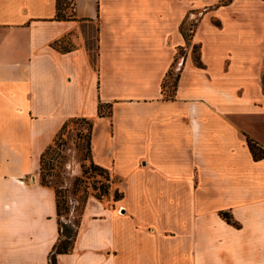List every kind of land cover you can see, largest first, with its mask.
I'll return each instance as SVG.
<instances>
[{
    "label": "crops",
    "instance_id": "crops-1",
    "mask_svg": "<svg viewBox=\"0 0 264 264\" xmlns=\"http://www.w3.org/2000/svg\"><path fill=\"white\" fill-rule=\"evenodd\" d=\"M72 1L58 20L57 0H0V264H49L57 195L37 171L72 118L93 120L92 161L129 190L89 196L57 264H264V158L247 140L264 147V0Z\"/></svg>",
    "mask_w": 264,
    "mask_h": 264
},
{
    "label": "rangeland",
    "instance_id": "rangeland-1",
    "mask_svg": "<svg viewBox=\"0 0 264 264\" xmlns=\"http://www.w3.org/2000/svg\"><path fill=\"white\" fill-rule=\"evenodd\" d=\"M71 1V0H69ZM230 0H223V2H229ZM73 5L70 2L67 9L66 14H73L74 12ZM205 12V9H198V10H192L191 13L187 16V21L183 24V29L188 35V43L190 42V37L194 33L199 21L201 20V17L203 13ZM96 26L93 25L91 27V33L89 35L88 45L91 46V48H95L96 46ZM71 40V37H70ZM66 46H71L68 44H65ZM192 51H194V55L197 57L199 55L200 46L195 44L192 46ZM187 48H181L177 52V60L175 61V64L172 68V76H175L177 73H179L178 69V60L181 59L183 56H185ZM91 57L93 59H96V52L91 51ZM172 81L173 78H168V83L166 87L167 93H171L172 91ZM175 95V94H174ZM104 112H108V108L105 107L103 109ZM88 127L86 123L83 122H72L69 124L67 131L64 133L62 139L59 141V145L55 146V150L46 154L45 160L46 161H53L56 165L54 172L49 175L47 178L50 181V187L54 189V187H59L63 189H67V194L69 197V204H71V209L69 213H65L62 215L61 219L63 221H66L68 223H74V221L78 220L79 214L81 213V196L84 193V188L86 186V190L88 194L93 195L98 190H95L94 188L99 185V180L103 179L98 175H90V173H85L83 175L82 172V165L89 166V160L85 159L87 156V131ZM80 133V135H78ZM79 171V172H78ZM37 176L41 179V169L39 167L37 171ZM77 177H81L84 182L78 184V187L75 185V179ZM121 178L114 176L112 172H110V193L112 195V192L123 191L122 187H125V190L127 188L128 192V185H121ZM105 202L112 204V200L107 198H104Z\"/></svg>",
    "mask_w": 264,
    "mask_h": 264
},
{
    "label": "trees",
    "instance_id": "trees-1",
    "mask_svg": "<svg viewBox=\"0 0 264 264\" xmlns=\"http://www.w3.org/2000/svg\"><path fill=\"white\" fill-rule=\"evenodd\" d=\"M72 3L73 5V1H69V0H57V14H56V19L58 20H72V19H76L75 17V12L73 14H66V9L69 5V3ZM74 9V7H73ZM182 33L188 43V35L185 32V30L183 28H181ZM177 60V58L175 59ZM196 61L198 63V65H202V62L200 61V57L199 55L196 57ZM173 68V67H172ZM172 68L167 72L165 79L163 81L162 84V93L165 99H173L174 98V94H175V90H176V85L179 79V74L177 73L175 76H172ZM172 77L173 81H172V91L171 93H167L166 91V87H167V83H168V78ZM263 84H264V75H263ZM107 107L108 108V113H111V105L110 104H99V114L103 115L105 114V112L103 111V109ZM83 122L87 124L88 127V132H87V156L85 157V159L89 160V166L86 167V165H82V172L83 175H85V173H90V175H98L100 176L101 180H99V185L97 187H95L96 191L95 193H93V195L95 197H97L98 199H103L105 197H108L110 194V188H111V183H110V172L108 169L103 168L97 164H95L92 161V157H91V138H92V130H93V120L92 119H87V118H72L69 119L68 121H66L63 126L61 127V129L59 130V132L57 133L54 142L49 145L47 147V149L42 153L41 155V160H40V169H41V184L46 185V186H50V181L47 178L49 175H51L54 170L56 165L54 164L53 161H46L45 160V156L46 154L52 152L55 150V146L59 145V141L62 139L64 133L67 131L68 126L70 123L72 122ZM78 135H80V133H78ZM248 140V144L250 147V150L253 154V157L255 160H259L264 158V147H262L261 145H259L258 143H256L255 141H253L250 138H247ZM84 182V180L81 177H77L75 179V185L76 187H78V184ZM54 190L56 192L57 195V213H58V224H59V237H58V241L56 242V244L54 245L53 249L51 250V253L49 255V264H57V260H56V256L60 253H68L73 249L74 246V241L76 239V236L78 234V230H79V226H80V218H81V214L82 211L84 209V206L90 196V194H88L87 190H86V186L84 188V193L81 196L80 202H81V213L79 214V218L78 220L74 221V223H68L66 221H63L61 219L62 215H64L65 213H69L70 209H71V204H69V197L67 194V189H63V188H59V187H54ZM123 198V192L122 191H115L114 194V200H119ZM221 215L228 221V222H233L232 216L229 214V212L223 211L221 212Z\"/></svg>",
    "mask_w": 264,
    "mask_h": 264
}]
</instances>
